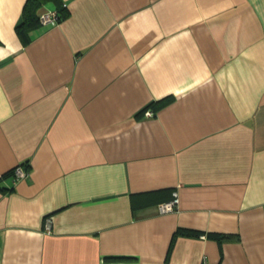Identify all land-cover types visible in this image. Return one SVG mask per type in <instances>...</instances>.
Wrapping results in <instances>:
<instances>
[{
    "label": "crops",
    "instance_id": "1",
    "mask_svg": "<svg viewBox=\"0 0 264 264\" xmlns=\"http://www.w3.org/2000/svg\"><path fill=\"white\" fill-rule=\"evenodd\" d=\"M25 1L0 0V264H264V0H49L23 44Z\"/></svg>",
    "mask_w": 264,
    "mask_h": 264
},
{
    "label": "trees",
    "instance_id": "2",
    "mask_svg": "<svg viewBox=\"0 0 264 264\" xmlns=\"http://www.w3.org/2000/svg\"><path fill=\"white\" fill-rule=\"evenodd\" d=\"M49 0H26L23 6V20L22 22L16 27V32L23 44H27L32 38L33 30L39 24V9ZM57 12H58V20L63 18L66 15L65 9L61 5H57ZM170 97L163 98L157 100L155 103L151 105L154 106L155 109H158L167 103L170 102ZM174 191H172L173 194ZM169 201V200H168ZM166 202V201H163ZM162 203V202H160ZM159 203V204H160ZM178 232L183 233L186 230H178ZM219 238L222 236H218Z\"/></svg>",
    "mask_w": 264,
    "mask_h": 264
},
{
    "label": "built area",
    "instance_id": "3",
    "mask_svg": "<svg viewBox=\"0 0 264 264\" xmlns=\"http://www.w3.org/2000/svg\"><path fill=\"white\" fill-rule=\"evenodd\" d=\"M57 22H58V12L56 9L55 10L47 9L39 13V23L41 25L52 26V25H55ZM146 114L151 115L152 112L146 111ZM26 175H27V171L21 166H17L13 170L12 178H13V181H16L17 179L25 177ZM178 202H179L178 195L174 191L172 194V199L158 204V209L160 212H163V213L172 211L177 206ZM203 264H208V263L204 262Z\"/></svg>",
    "mask_w": 264,
    "mask_h": 264
}]
</instances>
